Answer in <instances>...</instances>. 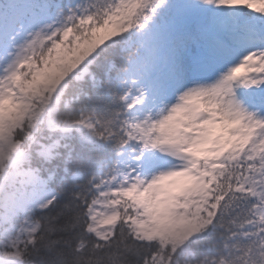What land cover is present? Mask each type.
<instances>
[{"label":"snow or ice","instance_id":"6c2138e0","mask_svg":"<svg viewBox=\"0 0 264 264\" xmlns=\"http://www.w3.org/2000/svg\"><path fill=\"white\" fill-rule=\"evenodd\" d=\"M0 264H264V0H0Z\"/></svg>","mask_w":264,"mask_h":264}]
</instances>
